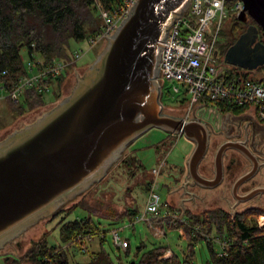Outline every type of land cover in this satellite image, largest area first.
Returning <instances> with one entry per match:
<instances>
[{"label":"water","instance_id":"95a60500","mask_svg":"<svg viewBox=\"0 0 264 264\" xmlns=\"http://www.w3.org/2000/svg\"><path fill=\"white\" fill-rule=\"evenodd\" d=\"M240 22L249 25L227 50L225 60L243 69L264 66V0H242ZM190 0H136L128 16L107 38L91 68L78 76L72 93L35 122L0 142V251L23 231L101 181L124 151L152 128L185 135L196 146L187 161L184 186L216 187L223 178L224 151L238 148L253 161L238 178L237 203L264 188L238 195V185L259 167L256 155L238 142L216 153V175L199 170L209 146V129L199 117L164 112L161 100L163 42ZM232 31V30H231Z\"/></svg>","mask_w":264,"mask_h":264},{"label":"rangeland","instance_id":"374dc122","mask_svg":"<svg viewBox=\"0 0 264 264\" xmlns=\"http://www.w3.org/2000/svg\"><path fill=\"white\" fill-rule=\"evenodd\" d=\"M232 5L227 4L228 13L223 18L221 34L216 44L217 49L220 44L230 41L233 34L232 29L240 32L245 26L246 21L241 23L237 19V12L230 11ZM105 43L90 47L88 39L72 40L71 50L80 51L82 56L77 60L74 69L70 68L66 71L61 89L57 81L52 84L51 91L44 93L46 103L41 106L23 111L16 110L17 107L9 97L7 98V92L1 91L0 142L14 131L35 122L45 112L52 110L69 96L77 83L78 76H83L88 72L98 54L104 49ZM22 55L25 61L29 59L26 49L22 51ZM36 56L40 55L36 54ZM214 58L217 61V67H223L227 74L235 77L260 79L264 73L263 66H260L254 73H248L237 65H231L224 60L223 53L214 55ZM58 92L61 93L59 98H57ZM189 98L185 93L172 96L171 83H165L161 100L167 113L177 116L186 115L187 112L190 115L197 113L208 119L219 112L218 106L214 103L207 105L197 103L190 110V105L184 102ZM258 144L261 152L264 153V138ZM194 148V143L183 134H173L159 128L146 131L128 146L123 156L117 163L115 162L101 181L95 182L82 193L60 205L53 213L45 216L3 246L0 251V264H34L29 259H24L34 240L46 237L48 245L59 246L62 243L61 222L89 215V211L80 206H76L71 212L76 203H83L94 211L96 215L92 217L98 223L100 233L87 240L88 250L85 252L77 250V246H70L69 257L72 264L88 263L92 253L100 249L106 250L117 264H129L137 253L141 255L145 251L161 246L164 249H157L153 253L157 261L168 260L171 261L168 264H177L178 260L174 254L184 259L189 253L192 242L193 261L196 264H208L214 252L221 253L228 245V239H231L226 233L228 224L223 225V236L220 237L217 227L211 233L209 226L202 219L194 226L188 225V219L192 217V220L196 221L199 216L205 215L212 208L239 214L264 209V206L263 202L257 199L243 202L238 207L232 206L234 198L231 196L230 189L227 188L232 182H225L223 186L211 190L192 185L185 187L184 181L188 175L187 161ZM206 164L207 160L202 163V168ZM256 180L264 181V170ZM154 182L158 184L156 192L160 195L163 205L159 212L161 217L156 218L152 225L146 221H139L135 225L130 224L129 213L133 211L141 213L144 210ZM124 216L126 218L122 219ZM249 217L251 222L264 227V214H251ZM198 226H200L199 231H194L193 228ZM157 227L162 229V235L158 234L161 229L158 230ZM187 228H190L192 232H189ZM113 230H118L123 238L129 239L131 246L128 252L127 248H121L114 242ZM102 231H105L104 237ZM191 235L202 238L193 239ZM204 237L213 241V244L209 245Z\"/></svg>","mask_w":264,"mask_h":264},{"label":"trees","instance_id":"16d2710c","mask_svg":"<svg viewBox=\"0 0 264 264\" xmlns=\"http://www.w3.org/2000/svg\"><path fill=\"white\" fill-rule=\"evenodd\" d=\"M103 1L108 8L113 2V0ZM96 11L95 0H0V96L1 91L8 93L19 77L28 73L22 55L24 49L30 57L34 53H39L47 61L56 57L71 60L73 56L71 41L85 40L101 29L102 22ZM227 49L228 46L224 48V54ZM64 79L65 77L62 76L58 80L60 89ZM60 94V92L57 93V98ZM10 101L17 107L16 110L20 111L33 109L46 103L44 94L38 92L36 88L26 89L19 102L16 103L11 99ZM233 111L239 112L240 109L235 108ZM76 206L89 211V215L61 222L62 243L59 246L48 245L46 237L34 240L24 259H29L34 264H72L69 257L70 246H77V250L81 252L88 250L87 240L99 234L100 228L92 217L96 215L94 211L83 203H76L71 212ZM137 214L139 212H130L129 219H134ZM251 214L262 215L264 210L231 214L220 208H212L205 215L199 216L196 221H193L192 217L188 219V225L191 226L202 219L209 226L211 233L217 227L220 237L223 236V225L228 224L226 233L231 239H228L229 242L223 248L224 251L213 253L208 264H264V227L251 222L249 217ZM124 218L126 216L122 219ZM188 231L192 232L190 228ZM102 234L104 237L105 231H102ZM191 238L199 240L202 237L191 235ZM207 241L209 245L213 244L210 239ZM129 248L130 246L127 252ZM162 248V246L155 247L141 255L137 253L129 264L171 263L168 260L159 262L156 255H153L155 250ZM193 254L192 242L189 253L184 259L176 254L174 256L178 260L177 264H196L193 261ZM83 264L117 263L106 250L100 249L92 253L88 263Z\"/></svg>","mask_w":264,"mask_h":264},{"label":"built area","instance_id":"2783aa9c","mask_svg":"<svg viewBox=\"0 0 264 264\" xmlns=\"http://www.w3.org/2000/svg\"><path fill=\"white\" fill-rule=\"evenodd\" d=\"M135 2L136 0H113L108 8L103 0H95L102 23L101 29L87 38L89 46L96 47L105 43L123 23ZM228 3L233 4L230 11H236L237 17L244 10L242 0H190L189 9L177 18L163 42L159 77L162 83L161 95L165 83L169 82L172 96L185 93L190 97L188 101H184L190 105V110L197 103H214L220 112H231L237 108L240 109L239 112L263 124L264 73L260 79L235 77L227 74L223 67L216 66L214 55L221 53L216 44L221 34L223 18L228 13ZM36 54L39 53L24 60L28 73L20 76L7 93V97L16 103L28 88H36L42 94L51 91L52 84L57 83L67 70L74 69L77 60L82 56L80 51H75L69 61L57 57L47 61L41 54ZM257 69L243 70L254 73ZM183 116L189 119L190 114L187 112ZM157 187V182H154L144 210L130 224L146 221L152 225L156 218L161 217L159 212L163 205L156 192ZM193 229L199 231L200 226ZM160 231L158 234L162 235V229ZM113 239L121 248L131 246L129 239L123 238L118 230H113Z\"/></svg>","mask_w":264,"mask_h":264},{"label":"flooded vegetation","instance_id":"af4514ba","mask_svg":"<svg viewBox=\"0 0 264 264\" xmlns=\"http://www.w3.org/2000/svg\"><path fill=\"white\" fill-rule=\"evenodd\" d=\"M242 23V22H241ZM249 25H257L256 21L251 18L249 15L247 16V21L245 22V26L242 27L240 32H235L232 29V38L227 43L224 42L219 45L218 51L223 53L224 48L230 46L243 34ZM259 39L264 42V36L262 35V29L259 26ZM230 44V45H229ZM227 49V50H228ZM227 52V51H226ZM226 54V53H225ZM247 70V69H245ZM165 107V105H164ZM164 112H166L164 110ZM183 116V115H181ZM199 117L200 119L206 122L207 129H209V146L207 153L205 154V158L200 164L199 170L201 173L207 177L212 178L216 175V153L218 149L225 143V142H234L239 143L243 147H247L256 155L257 162H259L258 171L252 178L244 181L243 183L238 185L237 193L238 195H245L252 192L253 189L256 188H264V181L260 180L257 181L256 178L261 172L264 170V153L261 152L259 148L258 142L264 138V123L250 118L248 115L243 114L237 111L231 112H217L214 114V117L205 118L204 116L198 115L197 113H193L190 115L189 119ZM194 143L193 141H191ZM196 146V143H194ZM223 159V178L219 185L216 187L206 188L201 185H195V187H200L203 189H216L225 184V182H232L231 185H228L227 188L230 189L231 196L234 198V205L238 207L239 204L243 202H248L253 199H257L263 202L264 206V192H258L254 194L251 199L245 201H239L237 203L236 197L233 194L234 186L236 181L240 176L243 174L251 171L253 167V161L248 156L244 155V153L240 149L236 148H227L224 153ZM207 160L206 166L202 168V163ZM262 209V208H261ZM264 210V209H263Z\"/></svg>","mask_w":264,"mask_h":264}]
</instances>
